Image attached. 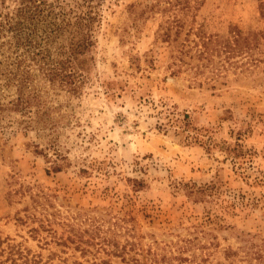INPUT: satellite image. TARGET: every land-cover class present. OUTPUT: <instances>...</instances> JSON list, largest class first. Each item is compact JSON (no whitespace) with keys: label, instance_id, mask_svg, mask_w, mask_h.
<instances>
[{"label":"rangeland","instance_id":"rangeland-1","mask_svg":"<svg viewBox=\"0 0 264 264\" xmlns=\"http://www.w3.org/2000/svg\"><path fill=\"white\" fill-rule=\"evenodd\" d=\"M177 1L107 2L80 95L46 85L22 112L0 75L1 259L264 264V62L212 88L219 58L182 46L237 27L263 57L264 0ZM176 15L187 26L163 41Z\"/></svg>","mask_w":264,"mask_h":264},{"label":"trees","instance_id":"trees-1","mask_svg":"<svg viewBox=\"0 0 264 264\" xmlns=\"http://www.w3.org/2000/svg\"><path fill=\"white\" fill-rule=\"evenodd\" d=\"M110 0H0V75L8 79V86L15 85L17 99L11 108L27 112L39 98L45 86L80 95L88 79L87 55L95 45L96 28L101 22L104 5ZM179 13L191 9L190 0H178ZM264 7V5H261ZM187 22L174 16L162 28L163 41L176 42L182 36ZM194 36L190 40V36ZM259 34L245 33L237 27L227 35L207 36L202 29L191 28L185 36L187 42L199 52V59L213 62L217 68L212 72V88L223 70L242 68L240 74L253 72L264 62V56H256ZM192 47V46H190ZM192 47V48H193ZM191 48V49H192ZM190 49V50H191ZM190 50H180L179 61L173 64L182 69L183 56ZM192 58V57H191ZM207 64L197 66L194 74H203ZM39 84L40 85L39 87ZM4 251L0 252L3 257ZM155 263L161 262L157 256ZM11 248L0 264H41ZM47 264V263H46ZM165 264H168L165 261Z\"/></svg>","mask_w":264,"mask_h":264}]
</instances>
